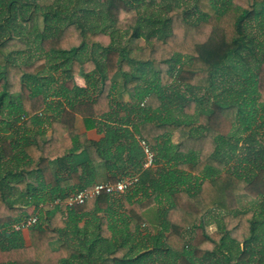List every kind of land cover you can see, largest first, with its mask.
Here are the masks:
<instances>
[{
	"label": "trees",
	"instance_id": "trees-1",
	"mask_svg": "<svg viewBox=\"0 0 264 264\" xmlns=\"http://www.w3.org/2000/svg\"><path fill=\"white\" fill-rule=\"evenodd\" d=\"M192 1L0 0V264H264V0Z\"/></svg>",
	"mask_w": 264,
	"mask_h": 264
},
{
	"label": "built area",
	"instance_id": "built-area-1",
	"mask_svg": "<svg viewBox=\"0 0 264 264\" xmlns=\"http://www.w3.org/2000/svg\"><path fill=\"white\" fill-rule=\"evenodd\" d=\"M140 144L143 147L145 153V159L143 167L147 168L153 165L154 163V154L151 151L149 145L144 141L140 140ZM138 180L137 175H128L123 178L118 179L116 182L111 183L109 181H99L93 184L90 187L83 188L71 194L65 201L64 204L67 207L74 205L83 204L90 198L97 197L102 193L105 194H117L123 193L127 190L133 188ZM59 200H54V203H58ZM37 222V216L35 214L29 215L28 217L23 218L22 220L12 224V228L16 231L27 230L30 226L34 225Z\"/></svg>",
	"mask_w": 264,
	"mask_h": 264
},
{
	"label": "rangeland",
	"instance_id": "rangeland-1",
	"mask_svg": "<svg viewBox=\"0 0 264 264\" xmlns=\"http://www.w3.org/2000/svg\"><path fill=\"white\" fill-rule=\"evenodd\" d=\"M58 2V1H61V3H63V4H65L66 6L68 5V3H67V0H38V3L42 6V7H40V8H43L44 6H49V5H53L54 4V2ZM86 1L85 0H79V2H78V5H84V3H85ZM192 0H187V4L189 5V4H192ZM178 3H182L181 1H179ZM86 4V6H89V7H95L96 5H98V2H97V0H88V2L87 3H85ZM96 12V11H95ZM95 12H91V13H89V15H88V20H89V22L90 23H92V25H95V23H96V20H97V16H96V13ZM90 14H92V15H90ZM193 17H195V14L194 15H192V18ZM97 22L98 23H100L101 22V20L99 21V20H97ZM39 24L42 26V19H41V17L39 18ZM32 35L33 34H29L26 38H25V42H30L31 41V39L33 38L32 37ZM141 43L143 44V42L141 41ZM45 56V58L49 61L48 63H47V72H50L51 71V67L52 66H54V65H56V62H58V59L55 57V56H59V55H54V54H45L44 55ZM55 57V58H54ZM51 64V65H50ZM77 80V82H79L80 84H84V82H83V80H82V78H77L76 79ZM177 135H178V133L177 132H175L174 134H173V140H174V142L176 143V140H177ZM203 164L204 163H202L201 164V166L200 167H195L196 169V171L195 170H193V172L194 173H196V172H198V173H200L199 171H201L202 170V167H203ZM197 173V174H198ZM39 194H41V192H39ZM246 204H248V200H243V201H240V205H246ZM29 210L31 209V207H29L28 208ZM29 212V211H28ZM31 212V211H30ZM28 214H30V213H28ZM152 215V213H150V216ZM214 221V220H213ZM213 221H212V219L209 221V226H208V231L209 232H212L214 229H215V224H213Z\"/></svg>",
	"mask_w": 264,
	"mask_h": 264
},
{
	"label": "crops",
	"instance_id": "crops-1",
	"mask_svg": "<svg viewBox=\"0 0 264 264\" xmlns=\"http://www.w3.org/2000/svg\"><path fill=\"white\" fill-rule=\"evenodd\" d=\"M77 78H82V77H79V76L76 77L75 81L79 86H84L85 85L84 79L82 78V80L84 82V84L82 85L79 82H77V80H76ZM77 128L80 132L81 143L84 142V140H98L102 136V134L99 133L95 127H89V128L86 127L82 123L81 117L77 118ZM172 141L174 142L173 137H172ZM97 169H98V173H99L97 181H107L106 173H105L104 169L102 168V166L99 165V167ZM114 195L116 196V194H114ZM113 208H115L117 211H123L122 206H113ZM27 211H29L28 212V213H30L29 215H33V214L36 215L38 213V207L31 206V209L30 210L28 209ZM148 216L151 217L150 213L148 214ZM21 234H22V237H23L25 244L28 245L29 244L28 230H22Z\"/></svg>",
	"mask_w": 264,
	"mask_h": 264
}]
</instances>
